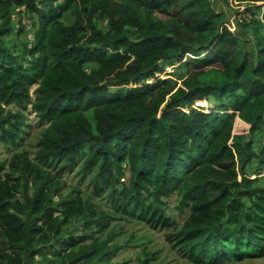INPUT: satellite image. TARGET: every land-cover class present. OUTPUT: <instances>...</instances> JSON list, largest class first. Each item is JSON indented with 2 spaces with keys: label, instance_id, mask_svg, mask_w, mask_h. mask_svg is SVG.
<instances>
[{
  "label": "trees",
  "instance_id": "1",
  "mask_svg": "<svg viewBox=\"0 0 264 264\" xmlns=\"http://www.w3.org/2000/svg\"><path fill=\"white\" fill-rule=\"evenodd\" d=\"M237 1L232 31L213 0H0V264H114L126 219L193 264L264 257V0ZM175 62L181 84L156 75Z\"/></svg>",
  "mask_w": 264,
  "mask_h": 264
},
{
  "label": "rangeland",
  "instance_id": "2",
  "mask_svg": "<svg viewBox=\"0 0 264 264\" xmlns=\"http://www.w3.org/2000/svg\"><path fill=\"white\" fill-rule=\"evenodd\" d=\"M216 3L217 8L225 10L228 13L229 21H227L228 25L230 26L231 30L238 28L237 22L233 19L236 15L244 10V8L248 7V4L240 3L236 0H213ZM262 16V13L260 14ZM13 24L15 26L14 30L11 31L7 36V41L13 45L14 47L19 48L22 42L25 40L32 41L33 39V29H32V20L30 17L25 16L22 19V23L26 25V30L23 33H20L18 30L19 28V18L18 16L13 17ZM237 20V19H236ZM186 69L183 66L179 65V62H175L173 65L168 64L165 67V71L161 73H157L162 78H173L177 80L179 84H181L183 78L185 77ZM146 82L154 81L153 77H150L145 80ZM206 102H196V107H203L206 106ZM28 115V126L26 128V135H25V146L28 149L30 156H33L35 151V140L37 136V130L39 127V123L37 122L35 116L33 114ZM248 124L240 120L239 118L236 119L235 128L236 131H243ZM257 152L260 154H264V132L259 133L256 142ZM15 152V148H7L4 145H0V159L1 160H8L10 156ZM262 159L260 157L256 158L251 165V174H255L252 176L258 177L261 179V182L264 183V165L260 162ZM261 166L260 169L254 171L256 168ZM254 172V173H253ZM61 182L64 183L63 190L66 191L68 189V185L77 184L79 182V177L75 174H68L63 176ZM97 200V199H96ZM101 201V199H98ZM103 201V199H102ZM170 206L175 205V195H173L170 199ZM104 207L109 209V206L106 202L103 203ZM173 210V209H172ZM175 216H177V220L182 222L185 217L186 213L179 215L175 210H173ZM122 229L121 234H119L115 240H117L120 244H124V247L121 248L117 254L113 257L114 264H121L123 262L130 263L135 262L138 257V252L142 249L155 251V264H193L189 260H187L184 256H182L179 251H177L171 243L165 238V234L163 231L155 230L148 227L146 224L142 222H138L136 220H117L114 223ZM81 227L76 228V232L79 233ZM125 242H130L125 244ZM134 242V243H132ZM133 244V245H132ZM226 264H264V257L263 258H248L243 261L239 262H229Z\"/></svg>",
  "mask_w": 264,
  "mask_h": 264
},
{
  "label": "built area",
  "instance_id": "3",
  "mask_svg": "<svg viewBox=\"0 0 264 264\" xmlns=\"http://www.w3.org/2000/svg\"><path fill=\"white\" fill-rule=\"evenodd\" d=\"M236 1H237V0H236ZM239 4H240V3H239ZM244 11H245V8H244V10L240 11V12L236 15V17H234L233 19L236 21V19L247 17L248 14L245 13ZM228 27H229V29L231 30V28H230L229 25H228ZM234 30H235V29H233L232 31H234Z\"/></svg>",
  "mask_w": 264,
  "mask_h": 264
}]
</instances>
